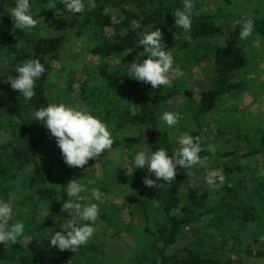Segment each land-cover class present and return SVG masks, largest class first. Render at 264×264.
<instances>
[{
    "label": "trees",
    "instance_id": "1",
    "mask_svg": "<svg viewBox=\"0 0 264 264\" xmlns=\"http://www.w3.org/2000/svg\"><path fill=\"white\" fill-rule=\"evenodd\" d=\"M258 1L193 0L192 28L186 32L176 27L173 16L183 9V0H95L91 11L84 0L85 11L76 14L62 0H29L37 25L23 31L14 29L9 13L16 0H0V200L13 204L11 222L25 225L18 243L0 244V264H264V140L256 148L246 137L245 153L213 154L200 136L201 116L218 108L229 114L223 97H233L243 85L230 82L246 65L233 35L239 36L241 19L254 17ZM258 20L252 36L264 33V15ZM226 26L233 45H213ZM158 28L174 65L171 86L153 89L132 78L129 66L144 50L139 40ZM77 41L83 53L74 51ZM201 50L207 51L213 70L193 92L189 80L185 87V81L173 77L184 71L192 78L188 65ZM29 59H39L45 72L36 81V95L25 102L5 82ZM179 98L187 106L184 112L176 110ZM60 103L87 106L110 130L112 149L83 168L67 166L56 139L33 116L40 107ZM165 111L179 114L175 127L160 120ZM184 133L200 137L199 155L208 157L207 166L212 160L211 171L226 178L220 188L211 190L205 181L201 187L207 166H177L171 184L157 181L159 187L151 188L143 181L155 180L154 174L133 167L139 151L151 154L162 147L171 155ZM116 152L122 163L112 159ZM218 158L224 163L216 164ZM71 179L104 194L102 202L92 199L100 208L96 231L76 253L51 247L47 230L61 231L69 218L62 207ZM188 189L192 192L184 194ZM116 198L122 201L113 202Z\"/></svg>",
    "mask_w": 264,
    "mask_h": 264
},
{
    "label": "clouds",
    "instance_id": "2",
    "mask_svg": "<svg viewBox=\"0 0 264 264\" xmlns=\"http://www.w3.org/2000/svg\"><path fill=\"white\" fill-rule=\"evenodd\" d=\"M62 3L67 11L73 14L85 11L84 0H62ZM94 7L95 0H88L87 10L91 11ZM194 9L193 0H183V9H177L173 13L176 27L186 32L191 30ZM9 13L16 30H30L37 25V20L31 14L29 0H16ZM253 31L254 20L249 16L242 25L238 39L246 40L252 36ZM162 40L163 33L160 28L144 34L139 40V46L142 45L144 50L139 52L137 59L129 66L132 78L150 84L153 89L161 86L170 87L172 83L169 73L173 70L174 57L164 50ZM16 72L18 75L15 78L9 76L5 83H10L12 89L19 91L25 102L31 101L36 95L34 91L36 81L45 72L43 64L39 59L25 60L17 66ZM33 116L34 121L44 123L51 136L56 139L64 162L69 167L83 168L93 158L96 159L106 150L112 149L114 141L110 130L104 122L90 113L87 106L73 108L64 103L49 104L35 110ZM179 119L178 113L170 111L163 112L160 117L168 127H175ZM178 143L179 149L171 155L162 147L151 154L139 151L135 155L134 168L146 167L156 178L153 180L145 177L143 182L146 186L159 187L157 181L171 184L177 175V166L184 169L197 165L207 166L208 157L201 158L199 155L203 151L200 137L194 138L184 133L179 137ZM208 151L214 154L215 146L208 145ZM260 175H264V171ZM225 179L218 171H209L205 177L210 189L220 188ZM65 189L68 199L63 203L62 211L67 213L69 218L61 225V231L47 229L48 239L51 241V247L76 253L81 246L87 245L96 231L94 226L100 215V208L92 199L102 202L104 194L99 188H88L76 179H71ZM81 199L88 203L82 205L79 202ZM12 216L13 204L0 200V244L7 247L9 244L18 243L25 229L23 222H11Z\"/></svg>",
    "mask_w": 264,
    "mask_h": 264
},
{
    "label": "rangeland",
    "instance_id": "3",
    "mask_svg": "<svg viewBox=\"0 0 264 264\" xmlns=\"http://www.w3.org/2000/svg\"><path fill=\"white\" fill-rule=\"evenodd\" d=\"M261 3V5H260ZM258 6L253 9L254 17L253 20L256 23V26L259 24V18H263L264 15V0H261ZM262 6V7H261ZM257 9V11H256ZM258 12V13H257ZM233 15L236 16V13L232 12ZM245 16V15H244ZM245 18V17H244ZM245 20V19H244ZM242 23H244L243 21ZM239 21V20H238ZM230 26L225 27V32L217 37V40H213V45H225L227 47L228 43L230 42L231 45L232 41L230 40V34L232 33ZM233 40L237 43L243 50L246 58V65L245 67L236 74V76L231 79V83L233 84H243L241 85V89L236 88L237 93L233 94V97L224 96L222 100V104L225 107H230L231 111L229 114L224 112V109L221 108L213 111L210 114L205 116H201V124L203 126V130L200 132V136L206 140V147L208 149V145L215 146V153H225L227 151H234L237 150L240 153L244 152V147H246V137H249L254 143L257 145L256 148H260V145L264 142V33L261 31L258 34L247 38L246 40H239L236 35H233ZM185 42L190 41V39L184 38ZM81 43L79 41L74 42L72 47L74 51H78L80 53L84 52V47L82 46L81 50ZM72 47L70 48L71 51ZM205 56V57H204ZM89 57V56H88ZM206 58L205 61H201V58ZM87 58V57H86ZM88 60V59H86ZM191 67L189 72L193 74L192 78H189L185 75V73L181 72V74L174 76V80L181 79L185 81L186 86H188V80L190 83V87L193 92L196 91V84L198 85V80H203L204 78L209 81V76L212 75L213 66L209 64L207 51L201 50L197 53V57L191 61ZM174 75V74H173ZM191 76V75H190ZM63 75L59 78L62 80ZM175 106L177 107V111H185L187 106L183 104V99L179 98L176 100ZM175 110V111H176ZM235 110L236 113L233 111ZM233 111V112H232ZM182 116H184L182 114ZM247 119V120H246ZM234 124L236 125L234 127ZM215 133L219 134V138L215 140ZM182 134H180L181 136ZM179 136V137H180ZM262 141L261 144H258V141ZM248 151L251 150L250 145L246 148ZM119 153H112L111 157L116 158V161L122 163V161L118 158ZM237 154L235 157H238ZM239 158L241 156L239 155ZM231 159H229L230 161ZM219 163L216 164H223L225 161L224 159H217ZM125 162V161H124ZM261 162V161H259ZM230 161V165H231ZM233 163H242L243 166L247 165L246 161L235 160ZM255 163H257L256 159L254 161L253 167H256ZM212 160L210 161L207 168H205L206 172L211 171ZM258 164V163H257ZM124 165V164H122ZM134 167V164H133ZM129 170L128 172H133L132 167L129 164L125 167ZM264 169V167H263ZM92 173H90L91 175ZM98 173L94 175L95 177L98 176ZM202 175V184L207 176L206 173ZM207 184V183H206ZM205 184V185H206ZM192 186V185H191ZM209 188V186L207 185ZM192 188V187H191ZM190 188V189H191ZM212 190V189H211ZM191 190H186L184 194H190ZM110 200H108L109 202ZM113 202H120L122 201L119 198L113 199ZM106 202V200H105ZM208 202H212L211 198L208 199ZM117 251V250H116ZM118 256V253H115Z\"/></svg>",
    "mask_w": 264,
    "mask_h": 264
}]
</instances>
